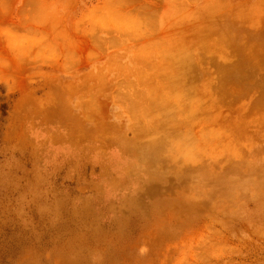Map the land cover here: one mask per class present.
I'll list each match as a JSON object with an SVG mask.
<instances>
[{
	"label": "rangeland",
	"instance_id": "obj_1",
	"mask_svg": "<svg viewBox=\"0 0 264 264\" xmlns=\"http://www.w3.org/2000/svg\"><path fill=\"white\" fill-rule=\"evenodd\" d=\"M0 264H264V0H0Z\"/></svg>",
	"mask_w": 264,
	"mask_h": 264
},
{
	"label": "bare ground",
	"instance_id": "obj_2",
	"mask_svg": "<svg viewBox=\"0 0 264 264\" xmlns=\"http://www.w3.org/2000/svg\"><path fill=\"white\" fill-rule=\"evenodd\" d=\"M165 101V100H164ZM164 107V106H163ZM164 109H165V107H164ZM192 112V111H191ZM191 112H189V113H191Z\"/></svg>",
	"mask_w": 264,
	"mask_h": 264
}]
</instances>
